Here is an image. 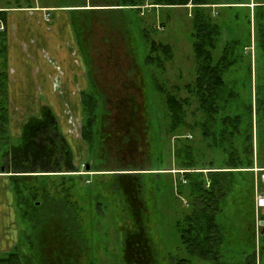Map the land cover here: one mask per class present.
<instances>
[{"label":"trees","instance_id":"obj_1","mask_svg":"<svg viewBox=\"0 0 264 264\" xmlns=\"http://www.w3.org/2000/svg\"><path fill=\"white\" fill-rule=\"evenodd\" d=\"M92 1L93 7L105 4L101 3L103 1L112 2V4L105 5H112L113 8L98 9L112 11L117 17L119 16L117 11L120 12L121 8L141 10L146 5L178 7L191 4L194 8L191 41L197 65L196 77L185 85L189 92L187 96L181 97L176 92H171V87H169L170 92L161 96L166 108L168 132L172 138L176 139L177 169L183 170V177L187 180L186 183L181 181L180 186L186 190L182 194H186L188 205L182 216L176 221V227L185 248L193 255L212 260L216 264H257L256 251L250 252L245 259L236 263L222 260L225 256V249L231 246L234 240H240V237L236 235L243 229L241 224L245 213L251 215L248 221V229L251 233L249 238L251 241L255 238L253 243L256 244L255 220L253 218L255 203L252 199L255 194L256 177L262 184L261 176L264 172V165L260 164L259 159L255 156L253 113L257 119L259 112L264 108V101L257 99L254 107L251 100L245 105L242 113L218 117L223 102L226 99L229 100L233 95L234 97L237 95H232L231 92L226 93L228 85L225 79L226 72L236 63L234 51L237 42H227L219 58H215L214 54L220 28L213 20L212 5L218 4V1ZM116 2L119 3L116 4ZM86 3L84 1L73 5L79 7L77 10H82L80 7L87 6ZM3 9L5 8L0 9V22L5 24L7 12ZM119 22L122 26L121 19ZM85 24L83 21L80 23L83 30L87 28ZM79 44H81L80 41ZM126 45L125 48L131 47L129 40ZM81 49L85 52L83 44ZM133 49L131 47L129 51L132 55ZM7 54V33L6 30L0 29V172L11 173V187L15 195L16 212L18 210L20 215L27 219L28 224L23 233H20L15 247L7 253L0 254V264H88L87 254L91 247L87 237L88 232L81 222L84 217L82 214L84 208L79 199L82 195L79 193L80 197L77 196V190L80 188L73 183L77 176L83 177V174L86 173H82L83 169L76 165L73 150L65 136L61 134L56 117L48 105H43L40 116L30 117L25 122L18 140L12 136ZM172 56V47L169 43L153 39L146 60L147 63L164 66L165 61ZM85 60L90 77V88L83 90L81 94V137L87 145V150H92L97 145L100 146L102 142L99 139L100 133L102 136L106 135L108 141L111 133L112 135L115 133L104 129L109 127L107 126L109 111L106 109L105 94L95 81L90 54L86 56ZM136 67L139 78L136 77L133 81L136 83V89L140 88L144 91V77L139 73L144 70L138 65ZM118 69L125 68L118 67ZM132 69V66L129 67V70ZM159 89L164 90L162 86H159ZM131 95H122L121 98H117V101L121 103L126 101V103L133 104L134 107L138 106ZM128 96L132 97L130 101H127ZM193 99L198 101L197 109L201 116L197 117V110H193L191 112L195 118L190 120L188 108ZM145 103L146 110L147 98ZM145 112L144 124L135 122L134 126L128 127L129 132L124 134L121 143L133 138L136 145H139L143 143V137L147 136L148 138L147 110ZM99 118L102 123L100 125H98ZM115 122L116 120H113V123ZM197 128H201L208 148L219 147L227 152V158L223 160L221 166H216L213 160L207 161L204 166L200 165L201 160L197 158L195 146L187 141V133L193 132ZM118 137L117 141L120 140V134ZM228 137L233 138L231 149L224 144ZM111 142L114 145L115 153L121 150L120 147H117L118 143ZM142 152L148 153L144 150ZM130 156L132 163L135 161L142 164L128 163L122 166L104 167L86 159L84 165L86 168L90 166L89 171H119L112 174H115L119 181L117 187L121 191L127 212L132 218L131 226L127 224L123 226L122 246L125 264H156L155 248L146 221L148 206L144 196L146 188L144 174L147 173L140 171L152 170L149 173L156 174V170L163 169L149 168L150 165L146 162L147 154L146 156L142 154L143 159L138 156L133 157L132 153ZM255 168L258 170L255 171ZM243 171L249 172L251 175L248 183L244 185L243 194L233 199L237 211L236 219H234L227 212L228 205H230L227 204V200L235 187L236 174ZM35 172L43 173L27 174ZM48 172L69 173L50 174ZM23 244L26 246L25 250ZM240 252L243 255L245 251L241 250ZM96 258L95 256L94 264H96ZM174 264L194 263L189 258L181 257L177 258Z\"/></svg>","mask_w":264,"mask_h":264},{"label":"rangeland","instance_id":"obj_2","mask_svg":"<svg viewBox=\"0 0 264 264\" xmlns=\"http://www.w3.org/2000/svg\"><path fill=\"white\" fill-rule=\"evenodd\" d=\"M84 1L90 5L93 4L92 0H0V9L29 5L53 6L49 12L51 19L57 22L58 11L56 10L63 9L71 15L72 21L77 26L75 30L81 43L79 44L80 52L84 59L90 54L95 81L105 94L106 109L109 111L107 125L109 127L104 129L115 133L114 135L111 133L109 141L106 135L102 136L100 133L99 139L102 140L100 146L87 150L85 159H82L83 153H81V159L77 160L76 165L85 170L84 164L88 159L104 167L122 166L132 163L131 153L133 157L138 156L142 159L144 158L142 154L144 156L147 154L146 162L150 165L149 168L163 169L156 170V174H150L152 170L140 171L147 173L144 174L146 183L144 196L148 206L146 221L155 248L156 264H174L175 260L181 257L191 259L194 264H216L212 260L190 253L182 243L177 230L176 221L187 209L188 199L186 194H182L184 188L180 187V178L183 175L177 169L176 139L172 138L168 132L166 108L161 99L162 95L170 92L169 87L171 92H176L181 97L187 96L189 92L185 85L196 77L197 65L191 41L194 8L192 6L156 8L146 5L141 10L121 8L123 11H117L119 15L117 17L112 11L98 9L113 8L112 5H105L112 4L108 1H103L101 3L105 4L100 3L101 5L96 7H80L83 8L82 10L66 7ZM217 1L219 4L212 8L213 20L220 28V34L216 38L215 58L220 57L227 42H237L234 51L236 63L225 74L228 85L226 93L231 92L232 95H237L223 102L218 114V117H222L226 114L242 113L245 105L251 100L254 107L257 99L264 101V0ZM119 19L122 20V26ZM82 21L86 23L85 30L80 25ZM153 39L169 43L172 47L173 56L165 61L164 66L147 63L146 58L150 53ZM128 40L134 48V56L129 53L131 47L125 48ZM82 44L86 53L81 49ZM136 65L144 70V72L139 70L140 75L143 74L142 77H144V91L140 88L136 89V83L133 81L134 78H139ZM131 66L133 69L129 70ZM118 67L125 69L119 70ZM159 86H162L164 90H160ZM129 94H132L138 106L134 107L126 101L125 103L117 101V98H121L122 95ZM132 97L128 96L127 101H130ZM146 98L148 138L143 137V143L139 145H136L133 138L121 143L124 134L129 132L128 127L134 126L135 122L144 124ZM197 108L198 101L193 99L188 108L190 120L195 118L194 115L192 116L193 110H197V117L201 116ZM113 120L116 122L113 123ZM253 120L255 156L259 159V163L264 165V108L259 112L257 119L253 113ZM100 124L102 123L99 118L98 125ZM119 134L120 140L117 141ZM187 136V141L195 146L201 166L206 165L210 160H213L216 166H221L223 160L227 158V152L222 148H208L201 128L188 132ZM111 141L118 143L117 147L121 150L115 153ZM232 142L233 138L228 137L224 144L231 149ZM143 150L148 153L145 154ZM138 163L134 161L132 164ZM167 169L173 172L170 173ZM113 172H90L83 174V177L77 176L73 182L80 188L77 190V196L80 197L79 193L82 195L80 199L77 198L84 208L82 211L84 217L81 222L88 232L87 237L91 247L87 254L88 264H94L95 256L96 264H125L122 246L123 226L126 224L131 226L132 218L127 212L125 201L117 187L119 181L115 174H112ZM250 175L249 172L243 171L235 176L236 184L227 200V204H230L227 212L234 219H236L237 211L233 199L243 194L244 185L248 183ZM261 182L262 184L256 177L255 194L252 199L255 203L253 218L256 244L253 243L255 238L253 241L249 238L251 233L248 229V221L251 215L245 213L241 224L243 229L236 235L240 237V240H234L233 244L225 249V256L222 259L225 262L236 263L245 259L250 252L256 251L257 264H264V233H261L264 229V225H261V221L264 220V205H261V199L264 197V181ZM15 221L17 231L19 234L23 233L28 221L20 215L18 210ZM241 250L245 251L243 255Z\"/></svg>","mask_w":264,"mask_h":264},{"label":"crops","instance_id":"obj_3","mask_svg":"<svg viewBox=\"0 0 264 264\" xmlns=\"http://www.w3.org/2000/svg\"><path fill=\"white\" fill-rule=\"evenodd\" d=\"M66 7L79 8L73 4ZM52 8L29 5L3 9L7 12V22H0V29L7 33L11 134L18 140L25 122L40 116L43 105H48L77 162L81 153L82 159L87 153L81 137V94L89 90L90 77L71 15L58 9V22L53 21L49 12ZM89 167L83 172L93 173ZM10 174L0 172V254L11 251L20 235Z\"/></svg>","mask_w":264,"mask_h":264},{"label":"flooded vegetation","instance_id":"obj_4","mask_svg":"<svg viewBox=\"0 0 264 264\" xmlns=\"http://www.w3.org/2000/svg\"><path fill=\"white\" fill-rule=\"evenodd\" d=\"M85 166V165H84ZM86 168V167H85ZM84 170H82L81 172L82 173H89V172H87V171H85V172H83ZM95 172V171H94ZM43 172H40V173H37V172H35V173H27V174H42ZM44 173H47V172H44ZM48 173H50V174H65V173H69V172H48ZM71 173V172H70ZM262 233V232H261ZM263 233H264V230H263Z\"/></svg>","mask_w":264,"mask_h":264},{"label":"built area","instance_id":"obj_5","mask_svg":"<svg viewBox=\"0 0 264 264\" xmlns=\"http://www.w3.org/2000/svg\"><path fill=\"white\" fill-rule=\"evenodd\" d=\"M179 173H182V175H183V170H179ZM262 178H263V180H264V172H263V174H262ZM182 182H184V183H186L187 182V180L185 179V177H182ZM261 205H264V197H262V199H261Z\"/></svg>","mask_w":264,"mask_h":264},{"label":"water","instance_id":"obj_6","mask_svg":"<svg viewBox=\"0 0 264 264\" xmlns=\"http://www.w3.org/2000/svg\"><path fill=\"white\" fill-rule=\"evenodd\" d=\"M261 225H264V220L261 221ZM264 230V229H263ZM263 230H262V233H263Z\"/></svg>","mask_w":264,"mask_h":264}]
</instances>
